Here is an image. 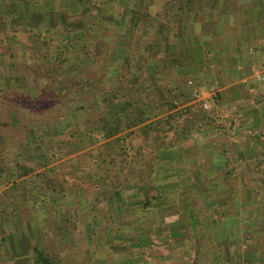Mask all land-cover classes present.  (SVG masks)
<instances>
[{
    "label": "crops",
    "instance_id": "obj_1",
    "mask_svg": "<svg viewBox=\"0 0 264 264\" xmlns=\"http://www.w3.org/2000/svg\"><path fill=\"white\" fill-rule=\"evenodd\" d=\"M113 1L118 2V7L128 5L127 10L136 19L131 25L133 29L123 24H119L116 29L118 44L127 48L126 54L130 57L128 63L132 62L135 71L141 73L143 83L152 85L149 96L153 102L157 103L164 96L173 105L164 112L153 108L156 116L193 108V112L187 114L193 125L197 119H202L199 103L203 98L212 100V104L214 100L222 103L218 109L215 103L214 111L219 110L220 118L224 117L221 121H225L227 116L234 119V124L225 127V133L222 128L218 131L220 124L216 123L214 128L208 126L214 130L210 134L207 131L209 128L204 126L197 139L191 136L193 141L189 143H184V140L190 133L183 132L185 137L179 138L178 142L177 138H166L167 141L163 143L165 148H162L160 140H150L154 153L150 155V160L140 156L142 152L138 151L137 157L133 158L135 165L134 161L128 159V172L117 169L89 173L87 170L82 175L86 174L89 179L108 177L110 184L100 188L86 185L91 189L81 200H86V209L89 211L84 216L87 215L88 219L80 222L74 217H58L57 238L59 242L65 238L63 247L67 249L71 246L72 231L76 228V239L83 240L88 230L92 232L98 211L107 209L108 204L114 202L112 204L116 205L118 215L127 218L124 224L121 221L112 224L123 227L114 231L119 237L116 241L125 248L126 258H131L134 264H176V261H181L180 264H229L241 253H248L247 242L251 239V232L256 239L260 237L264 245V216L259 220L251 216L246 219L236 217L240 211L251 212L263 204L264 176L253 170L248 171L245 167L236 171L235 167L241 168L245 162L256 160L245 153L240 156L242 150L247 152V147L254 148L251 143L259 147L258 151L262 154L260 161L264 162V87L255 75V70L264 62V0ZM46 9L57 13L59 22L64 18L67 28L79 23L75 0H0V34L17 28L21 33L23 30L28 32L31 22L45 31L49 18ZM194 91L198 97L193 95ZM240 129L255 132L248 139H240L236 137ZM203 133L209 135L200 138ZM217 133L218 137H209ZM256 139L261 141L260 146L255 142ZM238 140L242 149L240 152L239 148H235ZM172 142L174 146L169 148ZM149 162L148 169L154 164L155 169L147 180L145 178L140 183ZM117 184L122 188L118 187L115 191L112 187ZM147 186L150 198L145 207L149 206L151 210L141 217L143 214L138 213L142 206L139 190L142 192L143 187ZM64 194L66 192L59 191L57 197ZM0 200L3 205L5 202L1 195ZM63 207L72 210L74 204L70 200ZM193 209L219 210L212 217L208 215L209 219H205L203 226L208 229L214 224L212 232L216 235L215 247L221 246L222 251L212 254L197 252L198 249L204 251L202 247L206 240L204 237L200 239L201 233L196 231L200 220L196 219L198 210ZM187 211H190V217ZM104 218L101 223L109 226V219L105 221ZM11 221L12 225L19 224L18 219ZM83 227L86 230L84 234ZM255 232L261 235L255 236ZM26 234L0 229V242L8 243L9 249L10 243L13 248L19 249L7 248L6 253L9 254L5 259L21 257L25 261L28 258L26 253H41L37 243L32 242L30 245ZM186 238L191 241L192 249L197 247V250L192 251L195 253H186L190 252L184 245ZM58 244L57 253H60L63 247L61 243ZM147 244L151 247L148 253H144ZM242 246L248 249H242ZM250 251L253 253L257 249L250 248ZM261 259L264 264V257Z\"/></svg>",
    "mask_w": 264,
    "mask_h": 264
},
{
    "label": "rangeland",
    "instance_id": "obj_2",
    "mask_svg": "<svg viewBox=\"0 0 264 264\" xmlns=\"http://www.w3.org/2000/svg\"><path fill=\"white\" fill-rule=\"evenodd\" d=\"M108 2V7L107 5H104V10L102 11H107L103 16L107 19L110 17L107 14L108 11L115 8L113 6L117 5L118 3L113 0H108ZM127 4H129V2L125 3V5ZM127 6L124 7V9L120 7V9H123L125 11L126 9H128ZM86 8L87 7L85 6L79 10L77 9L78 16L81 17V12H83ZM120 9H118V11H120ZM49 11L50 10H47L46 12L48 14L47 17L49 18L45 31L34 26L31 22V26L29 27L28 32L26 30H23V33H21L17 28L16 30H9L10 32L8 31V33L6 34H0V75L5 71V68L9 66L10 69L14 71V74L22 78L26 77L27 83H36L40 86H43L45 84H55L56 81L58 82V79H60L64 75L65 72H57L59 70L57 69V65L53 66L54 70H48L47 67L49 63L45 62L44 60V54L47 46L46 44H58V39L53 33L51 25L57 31H64L65 29H67L68 25L67 22L64 23V21L59 22V20H57V13L53 14ZM91 11H93V9ZM80 17H78L79 20L82 19ZM130 26L131 24H128V27ZM131 28L133 29V26H131ZM105 32V30L100 31L99 34ZM111 38V43L113 45L119 43L117 30L115 31V35L112 34ZM88 41L90 43L88 49L97 52L99 48L98 41L95 39H89ZM60 45L61 44H59V46ZM82 64L83 66L90 69L91 64H89L86 58H84ZM121 68L128 69V66H124ZM121 74L122 73L117 72L114 76V79L108 78L107 84L105 85L110 89L120 88L123 83V77ZM143 99L144 101H146L147 98L143 97ZM206 100L210 103L209 108L203 109L199 103L200 108L203 111V115H201L202 111L199 112V115L202 119H197V121L193 125H191L190 130L188 129V124H190L188 120L190 117L187 114L188 112L189 114H191L193 112V108H186L187 111H183L180 109L181 111H178V115L172 117L170 120H160L145 130L138 129L137 127L133 128L134 130L132 132L124 135L122 141H120L119 143L115 141V143L109 145V153H107L109 155H106L105 157H102L99 154V150L102 148V146L99 145L101 139L89 144L86 137L84 135H80L81 140L76 141L77 135H75V126L73 124L69 126L59 127L55 122L53 124L42 127L40 130L34 131L35 134L28 132L26 134L23 133L20 137L18 136L14 140L8 141L7 143H5V141H2L0 136V153L4 152V156L8 158L7 163L9 165H12L13 162L17 160L18 167L19 165H27L31 167V171H29L26 175H22L23 178L18 177L15 179V182L18 184H12L10 181H8L5 185H2V183H0V191H4L7 188L5 192H0L1 199L5 202L3 205L2 203H0V229H2V231L4 232L8 229L13 230L16 233H19V235L23 233L26 234L25 232H27L28 234L26 235L29 241H31L30 245L32 244V242L35 244L37 243V248L41 253H47L48 255H52L56 258L57 256H60V258H63L64 264H134L131 258H126L127 253H125V248L121 244H119L118 241H116L117 238H119L117 232L112 235V233L108 230L109 226L114 224L115 221H121V224H124L127 219L125 217H122V215H118L115 210L116 205L112 204L114 202H110L108 204V207L106 206L107 209L105 208L104 210H102L104 212V215H102L109 219V226L104 222V224L101 223V219L103 217L101 215L102 211H98L99 215H95L94 217L92 232L91 229L90 231L88 230L87 236L85 235L83 237V240L80 241L76 239V234H78L77 229H73L71 237L72 240L70 241L71 244L69 243L71 246H69L67 249L63 247V245H65L66 243L63 241V239L65 238L62 239V242H59L58 240L59 237L57 235V229L59 228V226L57 228V218L59 217V219H66V217H74L77 218L80 222H85L88 219L87 215L84 216V213L86 211H89L88 209H86V200H81V197L85 199V193L90 191L91 188H88L87 186L90 185L92 188H97L98 178L95 177L89 179L87 178L86 174L82 175L84 172H87V170L89 173L92 171L104 172V170L113 171L117 169L121 171H127L126 166L129 162L128 159H131V161L133 162V158L138 154V151L142 152L140 156H144L147 161L150 160V155L154 154L151 150V148L153 147L150 144V140H160L162 148H165L163 143L165 144V142L167 141L166 138L170 139L172 137L173 140L177 138L178 140L176 142H178L181 138L185 137L183 132H187L186 134L190 133V136L187 135L188 137L184 140V143H189L193 139L191 138V136H194L197 139V137L202 133V130H204V126L205 128H209V130L207 129V131L210 134L214 132L213 128L215 126L213 125H215L216 123L220 124L218 126V131H220L221 128L224 131L225 127H229L234 124V119H231L227 116L225 117V121H221L222 119H224V117L222 119L220 118L218 114L219 110H217V112L214 111V104L216 103V105H218L216 107V109H218L219 107H222V103L220 104L214 100V103L212 104V100ZM91 109L92 107L79 111L76 117L79 120L78 124H81L82 121L86 118L92 117L94 112ZM194 112L196 113L195 110ZM173 125H175L174 128L171 127ZM208 126H213V128H210ZM225 132L226 131H224V133ZM208 133H203L204 135H201L200 138L206 137L207 135H209ZM95 136L98 137V133H96ZM209 137L211 139L213 137L214 139V137H218V133L216 134V136L212 134ZM236 137L240 139H248L251 137V135L246 132V129H240ZM239 141L240 140L235 142V148H239L238 150L240 152V150L242 149ZM255 142L258 146H260L259 142L261 141H258L256 139ZM139 143H143L144 145H139ZM121 145L124 146V149L121 148ZM250 145H252L254 148L251 149V146L250 148L247 147V152L245 150H242L240 156H243V154L245 153L246 156H254L256 160L245 162V164H243L241 168L235 165L236 171L245 167V169H247L248 171L253 170L258 173V175L264 176V162L262 163L260 161V156L262 154L259 153L260 150L258 151L259 147L253 145L252 143ZM173 146L174 142L169 145V148H172ZM239 152H237L236 155H238ZM133 163L135 165V161ZM261 163L263 165H260ZM149 164L150 162L148 163L146 170L144 169L145 172L140 179V183H143L145 178L147 180L148 176L155 169L154 164V169L150 172L148 169ZM111 177L114 179L113 176ZM257 185L259 186V183ZM58 190L60 192H66V194L58 195L60 197H57V193H59ZM139 192L141 193L140 190ZM81 193L82 195L80 196ZM261 198L264 199L263 196ZM70 200L74 204V208L72 210L64 207L62 208V205L68 203ZM78 201L80 202L78 203ZM13 203H17L16 206H14ZM213 209H202V211H200L199 209H193L194 211L198 210L196 212V219L197 221L198 219L200 220V224L199 226H197L198 228H196V231L201 233L200 239L202 237L205 238L206 242L202 247L205 249L202 252H200L199 249L197 250V247L192 249L191 241L189 242L186 238L184 245L187 249H190V252L186 253H195L192 252L194 249L197 250L198 253L211 254L215 253V251H222L220 249L221 246H218V248L215 247L217 245V240L215 239L216 235H214V231L212 232V227L214 226V224L211 227H208V229L207 227L203 226V224L205 223V219L208 221L209 216L212 217V215L218 214L219 210ZM138 213L142 214L143 211L140 209ZM144 214L141 217H143ZM134 215H136V213ZM248 216H251L253 219L256 218L257 220L261 219L260 217L264 216V202L262 205L253 209V211L251 212H246V210L240 211L239 213H237L236 217L238 219L239 217L246 219V217ZM106 218H104L105 221ZM13 219H18L19 224H14L15 226L12 225L11 220ZM78 228L80 231V227ZM121 228L123 227L119 226V229ZM83 230L84 234L86 231L85 227H83ZM256 234L258 233L255 232V236ZM250 235L251 239H249L247 242L249 243V250H246L248 253H241V256L237 257L236 259L230 260L229 264H263L261 259L262 257H264L262 256V253L264 252L262 239L260 237L256 239L252 232L250 233ZM113 237L115 238L113 239ZM57 241L58 243H61L63 247L62 249H60V253H57V251L59 252V244L57 243ZM122 244L124 245V243ZM150 244H147L144 253L149 252L148 249L151 247ZM248 247L242 246V249H248ZM7 248L9 249L8 243L0 242V264H39L36 257V251L35 253H26L28 254V258L25 261L24 258L21 257L5 259V256L9 254L6 253ZM126 248H128L127 245ZM250 248H256L257 251H254L252 253V251H250ZM10 249L19 250L17 247L13 248L12 243H10ZM179 250L174 251L176 252ZM224 262H226V260H224ZM175 263L180 264L181 261H176Z\"/></svg>",
    "mask_w": 264,
    "mask_h": 264
},
{
    "label": "trees",
    "instance_id": "obj_3",
    "mask_svg": "<svg viewBox=\"0 0 264 264\" xmlns=\"http://www.w3.org/2000/svg\"><path fill=\"white\" fill-rule=\"evenodd\" d=\"M108 4L109 2L105 0H75L78 10L87 7L81 12L82 19L79 23L64 31H57L51 25L58 44H46L44 60L49 63L48 70H54L53 66L57 65L59 69L57 72H65L55 84L40 86L36 83H27L26 77L22 78L14 74L9 66L5 68L0 75V136L2 141L7 143L23 133H34L55 122L59 127L73 124L75 135H77L76 141L81 140L80 135H84L89 144L101 139L99 145L102 148L99 154L103 157L109 155L107 153H109L110 144L122 141L124 135L132 132L133 128L145 130L160 120H170L178 115L179 110H174L156 116L157 113L153 108H157L158 112H164L173 105L164 96L158 99L157 103L153 102L149 96L152 85L150 86L148 82L143 83L141 73L135 71L132 62L128 63L130 57L126 54L127 48L111 43V36L115 35L119 24L132 25L136 19L127 9L124 11L122 7L121 10L118 5L113 6L115 8L112 10L106 9L110 10L107 13L110 16L108 19L103 17L107 12H102L103 6L108 7ZM61 21L63 22L64 18ZM104 30L105 33L99 34ZM89 39L98 41L97 52L88 49ZM84 58L91 64L90 69L83 66ZM124 66H128V69L121 68ZM117 72L122 73V88L110 89L105 84L108 78L114 79ZM143 97L147 98L146 101ZM90 107L94 112L92 117L78 124L79 120L76 117L79 111ZM191 125L190 122L189 130ZM96 133L98 137L95 136ZM121 148L124 149V146L121 145ZM7 160L4 152H1L0 183L5 185L10 181L12 184H18L15 179L23 178L22 175L31 171V167L27 165L18 167L17 160L9 165ZM153 169L151 167L149 171ZM97 180V188L110 184L107 178L98 177ZM118 187L120 185L117 184L112 188L116 191ZM148 192L147 186L143 187L140 193L142 214L151 210V207H145L150 198ZM16 204L13 203L14 206ZM187 214L190 217V211H187ZM118 229V225H111L108 228L112 235ZM36 255L39 264H64L60 256L56 258L47 253H36Z\"/></svg>",
    "mask_w": 264,
    "mask_h": 264
},
{
    "label": "built area",
    "instance_id": "obj_4",
    "mask_svg": "<svg viewBox=\"0 0 264 264\" xmlns=\"http://www.w3.org/2000/svg\"><path fill=\"white\" fill-rule=\"evenodd\" d=\"M255 75L258 81L261 84H263V87H264V62H262L261 67L259 69L255 70ZM193 95H195V97H198V94L196 93V91L193 92ZM200 105L203 109H208L210 106V103L206 99L201 98ZM246 132L249 134H253L255 131H250L249 129H247Z\"/></svg>",
    "mask_w": 264,
    "mask_h": 264
}]
</instances>
